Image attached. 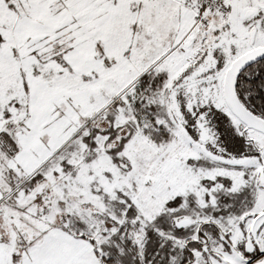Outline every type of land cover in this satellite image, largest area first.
<instances>
[{
	"label": "snow or ice",
	"instance_id": "obj_1",
	"mask_svg": "<svg viewBox=\"0 0 264 264\" xmlns=\"http://www.w3.org/2000/svg\"><path fill=\"white\" fill-rule=\"evenodd\" d=\"M0 264H264V0H0Z\"/></svg>",
	"mask_w": 264,
	"mask_h": 264
}]
</instances>
